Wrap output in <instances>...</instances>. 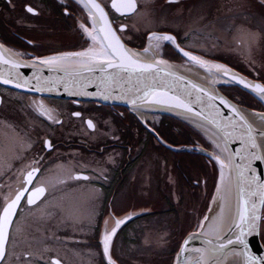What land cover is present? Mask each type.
Returning <instances> with one entry per match:
<instances>
[{
	"label": "flooded vegetation",
	"instance_id": "af4514ba",
	"mask_svg": "<svg viewBox=\"0 0 264 264\" xmlns=\"http://www.w3.org/2000/svg\"><path fill=\"white\" fill-rule=\"evenodd\" d=\"M98 1L106 9L118 34L125 38L123 42L129 47L141 48L144 45L146 33H136L135 29L132 31V17L139 8L137 1L136 11L123 16L111 8V0ZM198 1L201 0H172L169 4L174 6L172 13L185 15L191 5ZM28 6L33 7L37 14L28 13L26 11ZM81 23L89 27L88 17L74 0H0V43L9 50L12 49L10 50L12 52L21 53V57L24 58L82 50L88 45L89 40L79 27ZM120 25L125 26L122 33L119 31ZM165 32L176 35L170 30ZM176 37L178 43L184 47L183 38L178 35ZM4 93L20 94L0 87V120L12 121L14 118L19 131L32 136V147L20 152V155L24 157L22 164L16 156L14 144L0 145V185L3 186L0 187V203L3 202L4 196L16 190L18 169L30 163L34 156L44 157L41 161V173L37 178L47 184L44 197L38 201L39 207L32 206V210L29 211L25 197L22 201L24 208L19 216L14 218L16 224L13 227V234L17 236L16 254L32 251L34 255L31 258V264H50L52 259H59L61 264H101L103 255L99 235L104 229L105 220L113 215L123 219L131 214L138 217L129 220L118 230L113 241V258L117 264H136L132 260V248L137 239L132 229L138 225L136 224L138 221L143 219L146 221L152 216L166 215L167 212L161 209L167 204L159 201L143 204L139 202L137 194L132 195V192L129 196L130 203L126 207H119L114 202L125 183L132 184V173L138 163L137 157L132 159V151L137 144L132 143V132L136 133L139 130L137 135L139 140L141 136H144L145 140L147 136L153 138L143 124L145 121L149 127V119L141 120L122 107L38 98L25 94H20L25 96L24 101L19 103L20 106L18 102L16 103L17 113L14 115L8 113L5 106L8 102L10 104L15 102L12 100L7 102ZM41 103L44 107L39 110L38 106ZM41 111L51 115L53 120H49L47 115H41ZM76 112L80 115H73ZM163 119L161 118L160 123H163ZM55 120H59V123L54 122ZM89 120L93 122L92 129L88 128ZM126 121L133 122L139 129L132 131V126H129ZM121 122L123 124L126 122L128 127L120 128ZM172 130L181 133L177 127ZM154 131L157 133V129ZM94 133L96 137L89 139V135ZM161 138L167 142L165 136ZM45 140L51 143V150L43 147ZM155 142L162 147L158 141ZM146 146L147 144L144 143V147ZM144 147L142 145L141 155H143ZM72 152L82 157L92 155L100 158L114 153L118 155V160L109 164L108 162L100 163L101 168L97 167L99 164L86 160L64 161L63 158L72 157ZM203 160L204 165L208 166V160L205 158ZM160 165L165 166L162 161ZM76 175L88 176L90 179L69 178ZM156 177L160 185L165 184L167 187L168 176L159 174ZM160 193V198H157L161 201L167 200L162 190L158 192ZM207 193L209 191L205 192L203 199L207 197ZM73 205L82 211L79 213L81 222L74 225L75 223L67 220V217L57 221L55 213H69L68 208L73 210ZM201 206L204 205L201 203L195 210L199 211ZM17 228L20 229L19 233L16 232ZM134 233L138 232L134 230ZM183 234L185 232L179 233L177 238L170 242L162 264H174L175 255L184 238ZM29 243L33 244L30 249ZM12 248L13 245L10 243V252ZM44 248L50 251L44 252ZM9 261L10 264H21L14 255L9 257ZM103 264L107 262L103 261Z\"/></svg>",
	"mask_w": 264,
	"mask_h": 264
},
{
	"label": "snow or ice",
	"instance_id": "6c2138e0",
	"mask_svg": "<svg viewBox=\"0 0 264 264\" xmlns=\"http://www.w3.org/2000/svg\"><path fill=\"white\" fill-rule=\"evenodd\" d=\"M83 3V7L87 12L88 23L79 25L85 37L91 41L86 47L80 51H64L59 52L53 56L36 57L31 62L21 63L19 58L21 53H11L8 58L0 55V63L10 65L11 68L16 69L20 67H39L47 66L49 70L68 72L69 69H87L89 72H98L101 76V85L105 86V92L102 93L104 99L111 96V92L107 91L108 87L112 85L120 86V98L124 99L128 92H135V95L130 98V103L133 108H138L140 105H163L166 108H181L185 112L193 113L194 109L190 106L191 102L185 99V96H190L191 93H186L183 90L177 92L175 88L171 87L168 82H161L160 77L171 76L173 80H182L180 76H176L171 71L172 66L163 58L161 49L166 44L175 45L176 49L182 53L187 61L203 68L205 71L212 73H222L228 76L229 79L235 80L242 84L244 88L250 89L252 92L261 95L264 98V86L261 84H253L246 79H240L237 76L231 75V69L223 64L210 63L204 60L201 56L194 55L190 51H186L180 47L177 42V37L174 34L152 30L146 33L147 45L142 47V51H134L122 42L125 38L118 34L113 22L109 19V14L101 6L97 0H78ZM172 0H169L171 3ZM111 7L122 16L136 11V0H111ZM28 13L36 15V10L28 6L26 8ZM124 25L119 26V31H124ZM3 48V45H0ZM79 75V73H76ZM18 76V74H17ZM37 86L36 91L47 89L53 90L58 81L51 78L40 79L36 76ZM60 79H65L61 77ZM0 83H11L16 88L29 87V80L19 79L16 76L13 79L0 78ZM163 83V87L160 85ZM125 85H128L125 88ZM87 85H85L86 87ZM187 88L195 89L196 92H202L207 96L209 101H216L219 99L220 103L228 109V114H220L221 120H212L209 123L216 129L213 133V151L208 153L211 161H215L214 167L219 169V180L216 183V194L212 196V204L208 206V212L211 215H204L203 219L197 225L198 230L191 233L183 244L180 245V251L177 253V260L183 257L184 252L190 242L198 240L203 236L208 235L207 231H200L205 229V221L209 222V226L216 225L215 238L218 243L214 251H218L227 255L226 249L230 245H239L242 249V254L245 258V264H255V258L248 250L247 241L245 239L248 235H258L261 241L264 242V232L258 230L256 221L259 217L256 215L257 203L245 198V193L248 197H258L260 203L264 204V180L256 175V169L253 167L255 161L264 163V113H256L257 123L249 122L246 116L234 107L227 100L222 97L209 94L207 91L199 88L197 85L185 81ZM68 84H65L67 90ZM115 89H113L114 91ZM87 95L88 93H84ZM41 103L38 108L43 109ZM197 116L202 115L201 112L194 113ZM41 115H47L49 120H53L51 115L41 111ZM73 115L79 116L76 112ZM207 119V117H204ZM54 122L59 123V120ZM88 128L94 127L91 120L87 121ZM207 130V129H206ZM16 141V156L23 164L24 157L20 155L21 151H27L32 147V143L27 133H21L13 130ZM229 138L231 142L239 141L240 147L235 151L228 147ZM44 148L51 150L52 145L48 140L44 141ZM204 151L203 148L200 149ZM43 156H34L30 163L18 169V187L15 191L9 192L3 197V202L0 203V264H10L9 257L15 256L16 260L21 261V264H31V258L34 253L32 251L22 252L16 254L15 247L17 243V236L13 234V227L16 224L14 218L18 217L20 211L24 208V201L26 197V204L29 211L32 206L39 207L38 201L44 197L47 184L43 180H38L37 176L41 173V161ZM70 179L75 180H89L88 176H70ZM0 187H3L0 185ZM238 194V208L233 217L232 223L228 224V228L233 226L239 229L235 239H233L226 231H224V224L226 222V207L228 198L233 190ZM213 204L218 211L214 210ZM51 215V213H49ZM131 214L121 219L113 215L104 222V229L99 235V244L102 247L103 261L107 264H117L113 258L114 237L122 225L127 224L132 220ZM114 221V226L113 225ZM17 228L16 232L19 233ZM223 232V234H221ZM13 245L12 251H9V244ZM203 244H210L209 240H201ZM33 244L29 243L28 248H32ZM44 252L50 251L48 248L43 249ZM192 251L200 253L201 256L197 258L196 264H200L203 253L207 249H192ZM235 252V248H233ZM235 254L240 255V252ZM185 259V264H188V258ZM50 264H61L59 259H52Z\"/></svg>",
	"mask_w": 264,
	"mask_h": 264
},
{
	"label": "rangeland",
	"instance_id": "374dc122",
	"mask_svg": "<svg viewBox=\"0 0 264 264\" xmlns=\"http://www.w3.org/2000/svg\"><path fill=\"white\" fill-rule=\"evenodd\" d=\"M136 1L139 8L132 17V31L135 29L136 33L141 34V32L147 33L152 30L162 32L170 30L183 38L182 42L185 48L179 45L186 51L201 56L204 60L231 66L251 79L264 80V0H201L193 3L185 15L172 13L174 6L169 4L167 0ZM90 43L89 40L88 44ZM146 45L147 38H145L143 46ZM6 48L8 49V47ZM130 48L138 49L136 47ZM13 53L17 52L13 51ZM161 54L169 64L184 66L188 63L176 53L171 44H166L161 49ZM189 64L191 63L189 62ZM216 89L229 99L231 96V100L242 108L258 112L264 111V105L260 101L235 86L218 84ZM4 94L7 102L8 100L15 102L13 104L8 102L5 110L16 115L18 106L16 103H22L25 96L16 93ZM10 117L13 118L11 115ZM149 117H151L150 121L152 122L148 128L153 131L157 129L158 134L154 132L158 137L165 143L166 141L161 138V136H165L170 142L166 143L175 147L177 151L170 150L165 146H158L155 142L158 140L153 135V138L147 136L146 140L144 136H141L139 140L137 136L139 130L136 133L132 132V143H137H135L136 147L132 151V159L137 157L138 163L132 173V184L131 182L128 185L127 182L125 183L114 203L119 207H126L130 203L131 197L129 196L132 192V195L137 194L139 202L143 204L155 203L156 201L167 204L161 209L163 212H167L166 215L152 216L146 221L144 219L138 221L136 223L138 225L132 229L133 235L137 239L132 248V260L136 264H162L170 242L176 239L179 233L185 232L183 234L185 237L188 233L198 230L197 225L208 212L207 203L215 195L216 183L220 176L219 169L214 167L215 162L211 161L200 150L203 148L206 152H211L214 145L198 130L189 125L202 140L201 143L195 144V147L199 148L200 151L193 152L187 149L192 145L182 146L179 144L184 135L182 132L177 133L170 128L166 129L168 126L166 123V126L164 123H160L159 115L152 114ZM126 122H124L125 124L121 122L120 128L128 127V123L129 126H132V131H135L136 128L139 129L133 122ZM13 130L19 131L14 118L12 121L9 119L0 120V145L14 144V147H17ZM27 134L31 141L32 136ZM95 137L96 133L89 135L88 138ZM144 143L147 144L146 147H144ZM142 145L144 147L143 155H141L142 152L140 153ZM183 149L188 151H183ZM71 154L72 157L63 158V160L71 162L86 160L99 164L97 167L100 168V163L108 162L109 164L118 160V155L114 153H110L104 158L92 155L82 157L79 154L75 155L74 152ZM204 158L208 160V166L204 165ZM161 161L166 167H161ZM155 173L158 176L159 174L168 176L167 187L165 184L160 185L158 183L159 179ZM160 190L166 194L167 200L162 199L163 201H161L159 199L161 193L158 194V192ZM208 191L207 197L203 199L206 195L205 192ZM201 203L204 206L196 211V206H200ZM73 207V210L68 208L69 213L59 214L56 212L57 221L67 217L66 219L75 223L74 225L80 223L81 215L79 213L82 211L77 206L73 205ZM262 216L260 231L264 232V207ZM135 217L138 215H134L133 219ZM134 230L138 233L135 234ZM261 243L264 246V242L261 241Z\"/></svg>",
	"mask_w": 264,
	"mask_h": 264
},
{
	"label": "water",
	"instance_id": "95a60500",
	"mask_svg": "<svg viewBox=\"0 0 264 264\" xmlns=\"http://www.w3.org/2000/svg\"><path fill=\"white\" fill-rule=\"evenodd\" d=\"M74 1L80 5V7L84 10L85 15L87 16V12L83 7V3L78 2V0H74ZM97 2L99 1L97 0ZM128 14H132V13H128ZM0 45L2 44L0 43ZM127 47L130 48L129 46ZM172 47L175 49L176 53L182 59L187 61V58L184 57L182 53H180L176 49L175 45H172ZM132 50L142 51V50H137V49H132ZM11 53L13 52L7 49L5 46H3V48H0V55H3L5 58H8L11 55ZM48 56H53V55H48ZM43 57H47V56H43ZM35 58L36 57L25 59L22 57H19V58L13 57V59H19L21 63L31 62ZM187 62L189 63V61ZM209 62L218 63L215 61H209ZM190 63L193 64L192 62ZM219 64H222V63H219ZM170 65L172 66L171 71L173 72V74L176 76H180L183 79L173 80L171 76H164L162 74L160 77V80L161 82H165V81L168 82L169 85L175 88L177 92H180L181 90H183L186 93H191L190 96H185V99L191 102L190 106L194 109L193 113L185 112L181 108H166L163 105L143 104V105H140L138 108H133L130 103V98L135 95V92H128L125 98L121 99L119 85H112L111 87H108L107 91L111 92L112 94L108 99H104L102 97V93L105 92V86L101 85L100 74L98 72H89L87 69H75V70L69 69L68 72L65 73L64 71L49 70L47 66H39L36 68L20 67V68L13 69L8 64L0 63V78H6V79L11 80L13 79L14 76H16L17 79H19L20 77H23V79L29 80L30 82L28 89L16 88L11 83L9 84L0 83V87L17 92V93H21V94H25L29 96H35L38 98L68 100V101H76V102H91V103H96L98 105H104V106H117V107L128 109L130 112L135 113V114L137 111L159 114L162 116H168V117L180 120L184 122L185 124L190 125L193 128H195V126L192 123L203 125L204 127L211 129L214 133L216 129L213 128V126L209 123V121L221 120L220 114L230 115V113H228V109H226L224 105L220 103L219 99H217L216 101H209L208 97L204 96L202 92L198 93L195 91V89L187 88L185 86V81L197 85L199 88L203 89L204 91H207L211 95L222 97L223 99L227 100L230 104H232L234 107L238 108L239 111L243 114L245 111L250 112L254 115L256 113H264V111L258 112V111L249 110V109L238 106L234 101H232L231 99L223 95L218 89H216V87L214 89H210L205 84H202L201 82L196 81L190 78L189 76L181 73L178 69L173 67L174 64H170ZM174 66H177V65H174ZM178 66H181V65H178ZM225 66L231 69V75L237 76L240 79H246L247 81L253 84H261L262 86H264V84L261 81L251 79L250 77L238 72L237 70L231 68L228 65H225ZM77 72L79 73V75L76 74ZM212 73L222 78L225 81L223 83H218L219 85L235 86L241 91L248 93L252 97L256 98L258 101H260L264 105V98H262L261 95H258L252 92L250 89L244 88L242 84L237 83L235 80L229 79L228 76H225L222 73H216L215 71H213ZM36 76H39L41 80L45 78H51L53 80H57L58 83L56 87L51 91L47 89L36 91L35 90L37 86ZM61 77H64L65 79H60ZM66 83L68 84L67 90L65 89ZM85 85L87 86L85 87ZM158 86L163 87V83H161ZM127 87L128 85H125V88ZM113 89L115 90L113 91ZM84 93H88V94L85 95ZM0 103H1V98H0ZM201 111H202L201 116H197L194 114L195 112H201ZM204 117H207V119H204ZM249 122L251 121L249 120ZM195 129L198 130L197 128ZM148 130L154 137H156V139L163 146H165L166 148L170 150L177 151L175 147H172L168 145L167 143H164L155 132L151 131L150 129ZM229 141L230 142L228 143V147L231 150L235 151L236 149L240 147L238 140L235 143H232L231 138H229ZM187 149H189L190 151H197V152L199 150V148L197 147H188ZM183 151H188V150L183 149ZM201 152H203L204 155L208 156L207 155L208 152H206L205 150ZM253 167L256 169V175L260 177L262 180H264V163H261L260 161H255L253 163ZM230 196H231V203H230V209H229L230 214H229L227 225L224 228V231H226L228 235H230L233 239H235L236 235L239 232V229H236L234 226L232 228H228V224L232 223L233 217L235 216V213L238 208V203H239L238 194L235 188H233ZM245 198L250 199L251 201H255L257 203L256 215L259 217V219L256 221V224H257L258 230L260 231V226H261V222L263 219L262 214H263L264 204L260 203L258 197H248L247 193H245ZM209 203L212 204V200H210ZM207 211H208V208H207ZM205 215H209V212H207ZM206 223L207 221H205V224ZM200 231H203V229ZM194 232L188 233V235L185 236L181 244H183L184 240L187 239L189 235ZM221 234H223V232ZM245 239L247 241L248 250L250 251L251 255L255 258V264H264V246L260 241V236L252 234V235L246 236ZM201 240H209L211 241V243L203 244L201 243ZM217 243L218 241L216 240V238H212L208 236H203L198 240H194L189 243V245L187 246V250L184 252L183 257H181L179 261L177 260V255H176L174 264H185V259H184L185 257L188 258V264H196V260L198 257L201 256V254L192 251V249H197V248L207 249V251L203 253V257L200 260V264H230V262L232 263L234 261H239L240 264H245V258L242 254V249L240 248L239 245H235V246L230 245L228 249H226L227 255H225L218 251H214ZM233 248H235V252L233 251ZM179 251H180V248L177 253H179ZM236 252H240L241 254L237 255L235 254Z\"/></svg>",
	"mask_w": 264,
	"mask_h": 264
},
{
	"label": "bare ground",
	"instance_id": "6f19581e",
	"mask_svg": "<svg viewBox=\"0 0 264 264\" xmlns=\"http://www.w3.org/2000/svg\"><path fill=\"white\" fill-rule=\"evenodd\" d=\"M174 68L178 69L181 73L189 76L190 78L201 82L202 84H205L206 86H208L210 89H214L218 83H223L225 82L222 78L214 75L213 73H209L203 69H201L199 66L193 64H189L187 63L184 66H174ZM136 114L138 115V117L143 120L145 118H148L150 120V117L148 115H146L144 112L141 111H137ZM244 114L247 116V118L253 123H257V117L256 115L245 111ZM195 128H197L212 144H213V131L211 129H208L206 127H204L203 125H199L197 123H192ZM207 129V130H206ZM208 155V153H207ZM230 203H231V196H229L228 201H227V207H226V222L224 224V228L227 225L228 219H229V214H230ZM214 210L218 211V209L216 208L215 205H213ZM209 215H211L209 213ZM203 231H207L208 237H212L215 238V233H216V225L213 224L211 226H209V222L207 221V223L205 224V229H203ZM230 264H240L239 261H234V262H230Z\"/></svg>",
	"mask_w": 264,
	"mask_h": 264
},
{
	"label": "trees",
	"instance_id": "16d2710c",
	"mask_svg": "<svg viewBox=\"0 0 264 264\" xmlns=\"http://www.w3.org/2000/svg\"><path fill=\"white\" fill-rule=\"evenodd\" d=\"M241 93H243V92H241ZM229 97L232 99L231 96H229ZM163 123H164V126H166V124H167L168 127H166V129H169V128L172 129V128L177 127L184 134L182 136V141H179V144L182 146L186 145V144L187 145H194L197 142L202 141L200 136H198V133L195 132L193 129H191L186 124L178 123L177 121H175L174 119H171V118H164ZM167 142L170 143L168 140H167ZM179 144H174V145H179Z\"/></svg>",
	"mask_w": 264,
	"mask_h": 264
}]
</instances>
